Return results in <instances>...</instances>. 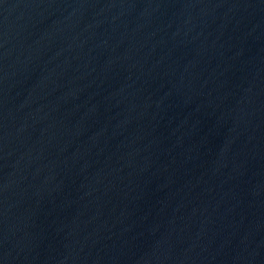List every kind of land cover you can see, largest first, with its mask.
Wrapping results in <instances>:
<instances>
[{
	"label": "water",
	"instance_id": "obj_1",
	"mask_svg": "<svg viewBox=\"0 0 264 264\" xmlns=\"http://www.w3.org/2000/svg\"><path fill=\"white\" fill-rule=\"evenodd\" d=\"M0 264H264V0H0Z\"/></svg>",
	"mask_w": 264,
	"mask_h": 264
}]
</instances>
